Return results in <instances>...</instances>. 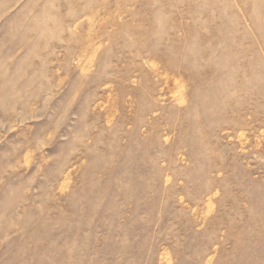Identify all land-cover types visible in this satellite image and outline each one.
I'll return each mask as SVG.
<instances>
[{
    "label": "rangeland",
    "instance_id": "1",
    "mask_svg": "<svg viewBox=\"0 0 264 264\" xmlns=\"http://www.w3.org/2000/svg\"><path fill=\"white\" fill-rule=\"evenodd\" d=\"M0 264H264V0H0Z\"/></svg>",
    "mask_w": 264,
    "mask_h": 264
}]
</instances>
